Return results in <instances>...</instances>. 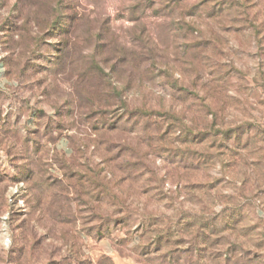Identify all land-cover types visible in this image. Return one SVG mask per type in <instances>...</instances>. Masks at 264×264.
Returning <instances> with one entry per match:
<instances>
[{"label":"rangeland","instance_id":"obj_1","mask_svg":"<svg viewBox=\"0 0 264 264\" xmlns=\"http://www.w3.org/2000/svg\"><path fill=\"white\" fill-rule=\"evenodd\" d=\"M0 264H264V0H0Z\"/></svg>","mask_w":264,"mask_h":264},{"label":"trees","instance_id":"obj_2","mask_svg":"<svg viewBox=\"0 0 264 264\" xmlns=\"http://www.w3.org/2000/svg\"><path fill=\"white\" fill-rule=\"evenodd\" d=\"M223 4V3H222ZM221 4V5H222ZM184 24H186V23H184ZM186 27L188 28V30H190L191 32H194L195 31V27L193 26V25H191V24H186ZM146 112V111H145ZM135 113H137V114H142L141 113V109H137L136 111H135ZM151 113L153 114V112L151 111ZM150 113V114H151ZM168 120H170L171 121V124H173V125H177L178 123H180V120L175 116V115H169V117H168ZM189 134H191L192 136H193V139H191L192 141L191 142H194V141H196L199 137H200V135L198 134H196L195 132L194 133H192L191 132V130L188 132ZM187 137V136H186ZM188 138V137H187ZM186 138V139H187ZM190 145H192V144H190Z\"/></svg>","mask_w":264,"mask_h":264}]
</instances>
